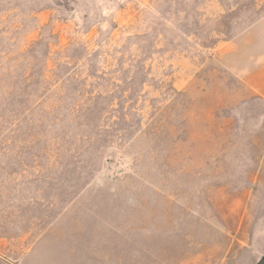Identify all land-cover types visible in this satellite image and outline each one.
<instances>
[{"label": "rangeland", "instance_id": "1", "mask_svg": "<svg viewBox=\"0 0 264 264\" xmlns=\"http://www.w3.org/2000/svg\"><path fill=\"white\" fill-rule=\"evenodd\" d=\"M245 56L264 0H0V264H256Z\"/></svg>", "mask_w": 264, "mask_h": 264}, {"label": "crops", "instance_id": "2", "mask_svg": "<svg viewBox=\"0 0 264 264\" xmlns=\"http://www.w3.org/2000/svg\"><path fill=\"white\" fill-rule=\"evenodd\" d=\"M253 54V53H252ZM249 58V56H245ZM253 59L249 58V63L242 70L235 69L234 72L239 74L244 82L248 83L255 94L264 98V65L253 64ZM249 65V67H247Z\"/></svg>", "mask_w": 264, "mask_h": 264}, {"label": "water", "instance_id": "3", "mask_svg": "<svg viewBox=\"0 0 264 264\" xmlns=\"http://www.w3.org/2000/svg\"><path fill=\"white\" fill-rule=\"evenodd\" d=\"M256 264H264V257L261 258Z\"/></svg>", "mask_w": 264, "mask_h": 264}]
</instances>
